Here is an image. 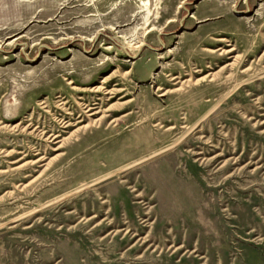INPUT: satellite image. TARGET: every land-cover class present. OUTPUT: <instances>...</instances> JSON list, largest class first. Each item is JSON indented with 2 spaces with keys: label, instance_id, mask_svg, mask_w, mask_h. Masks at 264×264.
I'll list each match as a JSON object with an SVG mask.
<instances>
[{
  "label": "rangeland",
  "instance_id": "rangeland-1",
  "mask_svg": "<svg viewBox=\"0 0 264 264\" xmlns=\"http://www.w3.org/2000/svg\"><path fill=\"white\" fill-rule=\"evenodd\" d=\"M0 264H264V0H0Z\"/></svg>",
  "mask_w": 264,
  "mask_h": 264
},
{
  "label": "bare ground",
  "instance_id": "bare-ground-1",
  "mask_svg": "<svg viewBox=\"0 0 264 264\" xmlns=\"http://www.w3.org/2000/svg\"><path fill=\"white\" fill-rule=\"evenodd\" d=\"M149 32V31H148ZM144 44V42L143 41H140L139 42V45L137 46V49L138 48H141V46ZM89 109H87L84 113L86 114V117L87 118H89V119H91V116H94L95 115V113H90L91 111H93L94 110V108H92V107H88ZM87 113H90V114H88L87 115Z\"/></svg>",
  "mask_w": 264,
  "mask_h": 264
}]
</instances>
